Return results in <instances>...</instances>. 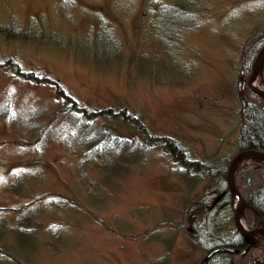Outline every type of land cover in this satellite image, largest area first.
Returning a JSON list of instances; mask_svg holds the SVG:
<instances>
[{
  "label": "rangeland",
  "instance_id": "obj_1",
  "mask_svg": "<svg viewBox=\"0 0 264 264\" xmlns=\"http://www.w3.org/2000/svg\"><path fill=\"white\" fill-rule=\"evenodd\" d=\"M173 3L0 0V23L46 37L0 35V248L13 257L0 264H203L211 244L234 236L226 199L210 205L219 195L214 180L191 190L184 167L160 140L140 144L131 121L180 142L197 161L228 164L242 122L236 68L247 37L264 29V0H192L185 13ZM52 35L79 48L53 45ZM9 61L41 82L13 75ZM45 80L81 108L126 117L95 116L89 127L63 112ZM99 127L116 137H100ZM24 211L33 213L29 238L12 232Z\"/></svg>",
  "mask_w": 264,
  "mask_h": 264
},
{
  "label": "trees",
  "instance_id": "obj_2",
  "mask_svg": "<svg viewBox=\"0 0 264 264\" xmlns=\"http://www.w3.org/2000/svg\"><path fill=\"white\" fill-rule=\"evenodd\" d=\"M192 0H174L173 7L170 9L173 10L174 13H179V11L189 12L192 5ZM166 7H161L162 12L166 10ZM189 8V9H188ZM167 11V10H166ZM161 12V11H160ZM183 12V13H185ZM175 23H177V18L175 17ZM0 35L5 37L7 41L10 40H21L24 42L27 41H35L38 43H43L46 37L45 33L42 30L33 29V28H24L21 25L16 24H2L0 23ZM49 41L51 44L56 46H71L76 45L79 48V44L75 43L73 39H62L57 37V35H52L49 37ZM63 43V44H62ZM264 46V29H258L257 31L250 34L244 42L243 47H245V52L239 61V67L236 68L239 75V96L242 102V122L240 125L239 138L237 141L238 151L244 150H258L264 152V99L259 97L258 95L251 92L248 87L244 90V98H242V85L245 79H247L252 71L253 64L259 52L262 50ZM6 67L9 68L10 72L13 75H17L22 80H30L35 81L37 83L41 82V79H38L33 73L27 72L19 66V64L15 63H6ZM259 85L264 89V71L263 75L260 77ZM44 82H48L53 84L55 88L57 87V93L61 97L63 101V112L66 114L70 113L77 118L83 124L88 125L89 127H94V121L96 119L95 116H103L111 119V121L116 120L118 115H123L126 117V114L123 113L124 110L120 112H114L113 109H101V110H90L81 108L74 100H72L69 95H67L66 91L60 87L59 84H54L55 82H51V80H45ZM241 89V90H240ZM93 115V116H92ZM134 120L131 121L132 125H136L138 127L139 132H142L143 141L140 144L143 146L149 145L147 144L150 141L157 142L161 141V144L168 153L175 157L176 161H178L184 168L182 174L184 177L193 182L190 189H194L200 182L202 178H212L214 181L215 189L217 190V194L222 192H226L227 196V169L228 164L213 167L201 161H197L191 157L189 152L186 150L182 144L170 137H155L151 135L147 131H144L141 128V122L139 119L133 116ZM125 119V118H124ZM130 122V121H129ZM49 128V127H48ZM45 129V135L47 129ZM102 127L97 128L98 133H101L103 138L110 139L111 137H116L112 131H105L101 129ZM118 137V136H117ZM117 140L122 141L121 137H118ZM62 141V140H61ZM63 142V141H62ZM5 142H0V146ZM64 143V142H63ZM67 147L69 145L65 144ZM236 183L246 198L248 203L255 209V211L247 209L246 217L251 221V226L254 225V222L261 217L264 224V166L252 167V168H244L237 173ZM230 195V192H228ZM212 203H210L211 205ZM205 206V205H201ZM231 206V205H230ZM206 207L203 209L205 211ZM214 208L210 209L213 210ZM231 209L233 207L231 206ZM232 211V210H231ZM22 212V211H21ZM33 220L32 211H24L22 217L20 218L18 224L12 228V232H14L17 236H21V238H29L32 235L30 228V224ZM1 224V223H0ZM6 231L5 225L1 224L0 226V236L4 235ZM148 232H152L148 231ZM147 232V233H148ZM154 232V230H153ZM237 238L239 237L238 234ZM161 240V239H157ZM232 241V240H231ZM231 241H222L220 243L214 242L210 245V247L206 250V255L213 252L216 248L226 247V248H239L238 243H234ZM242 242V241H241ZM192 247L196 245L195 241L191 240ZM9 257L12 261L11 256H9L5 250L0 248V263H5V258ZM237 255L229 252V251H219L211 256L210 259L206 260L205 264H234L235 258ZM27 261V260H26ZM28 264H33L32 262L27 261ZM250 263V262H249Z\"/></svg>",
  "mask_w": 264,
  "mask_h": 264
},
{
  "label": "water",
  "instance_id": "obj_3",
  "mask_svg": "<svg viewBox=\"0 0 264 264\" xmlns=\"http://www.w3.org/2000/svg\"><path fill=\"white\" fill-rule=\"evenodd\" d=\"M264 71V47L262 48V51L260 53V58L258 61H256L253 65L252 71L250 76L247 80H245L243 88L245 86H248L249 89L262 99H264V90L261 88H258L254 85L255 80L263 75ZM245 158H254L256 160L264 162V152L258 151V150H244L240 151L231 161L228 172H227V181L229 185V189L232 193V195L236 198H238V201L240 202L239 206L235 209V215H234V222L237 226L239 232L246 238L247 242L249 243V250L252 246L255 245V241L253 238V233L259 230L262 234H264V228L261 226L258 229L255 230H245L241 226L240 218L241 214H243L246 210V208L253 209L245 200V198L242 196L241 192L239 191L236 183H235V173L237 171V166L239 163L245 159ZM221 197V196H220ZM220 197L218 199H220ZM254 210V209H253Z\"/></svg>",
  "mask_w": 264,
  "mask_h": 264
},
{
  "label": "flooded vegetation",
  "instance_id": "obj_4",
  "mask_svg": "<svg viewBox=\"0 0 264 264\" xmlns=\"http://www.w3.org/2000/svg\"><path fill=\"white\" fill-rule=\"evenodd\" d=\"M228 192H230V195H228ZM219 196H221V197H220L219 201L215 203V205L223 202L226 199V201H227V204H226L227 209L228 210H233V209H231V206L233 207V203H232L233 196H232V193H231L229 187H227V196H226V192L220 193ZM246 223H247V225H248V227L250 229H254V228L259 227V226H263V228H264V224H263L262 218L261 219L258 218L254 222V225L251 226L252 223L247 217ZM236 234L239 235L238 238H237V235H234L233 237H231L230 240H228V241L232 240L231 242H234L235 244L238 243L239 246H240L239 248H233V247L229 248L230 249L229 252H231L233 254L242 253L249 246V243L247 242L246 238H244V236L241 233L236 232ZM255 243L256 244L254 246H252L247 253H244L242 256L238 255V258L237 257L235 258V262L237 263V261H238L239 264H263L264 263V255H263L264 254V243H262V241L260 242L259 240H257V242H255ZM235 262H234V264H235Z\"/></svg>",
  "mask_w": 264,
  "mask_h": 264
},
{
  "label": "bare ground",
  "instance_id": "obj_5",
  "mask_svg": "<svg viewBox=\"0 0 264 264\" xmlns=\"http://www.w3.org/2000/svg\"><path fill=\"white\" fill-rule=\"evenodd\" d=\"M259 78V77H258ZM258 78L255 80V82H254V85L257 87V82H258ZM246 159H248V158H245V159H243L240 163H239V165L237 166V168L246 160ZM239 205V202L237 203V206ZM241 223H242V226L244 227V222L242 221V218H241ZM257 236H262L263 237V235L261 234V233H258V234H256Z\"/></svg>",
  "mask_w": 264,
  "mask_h": 264
}]
</instances>
